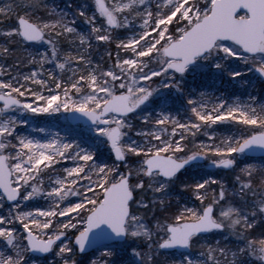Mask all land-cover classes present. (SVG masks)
<instances>
[{
	"label": "snow or ice",
	"instance_id": "6c2138e0",
	"mask_svg": "<svg viewBox=\"0 0 264 264\" xmlns=\"http://www.w3.org/2000/svg\"><path fill=\"white\" fill-rule=\"evenodd\" d=\"M0 18L13 21L0 27V264H32L35 254L54 264H161L175 252L173 264H264V95L193 98L187 88L197 73L264 83V0H92L71 18L44 0H8ZM94 42L115 46L106 69L90 58ZM162 89L186 102V119L167 104L148 111ZM64 113L90 123L65 136L23 134L29 116ZM218 125L229 134L209 132ZM200 134L207 141L197 144ZM205 160L239 187L197 180ZM38 197L47 209L29 210ZM223 232L240 243L205 241Z\"/></svg>",
	"mask_w": 264,
	"mask_h": 264
},
{
	"label": "rangeland",
	"instance_id": "374dc122",
	"mask_svg": "<svg viewBox=\"0 0 264 264\" xmlns=\"http://www.w3.org/2000/svg\"><path fill=\"white\" fill-rule=\"evenodd\" d=\"M8 0H0V6L7 3ZM88 3L91 5L92 0H44V4H46L48 10L55 9L57 12H64L69 15V18H71L75 12L76 9H78L83 4ZM91 12V9L89 10V14ZM40 15H44V9L41 8ZM2 20L0 22V27L6 26L11 24L12 22H7L6 18H0ZM77 26L78 28L83 31L87 32L88 25L83 22L82 19L77 20ZM62 49L67 50V45H61ZM107 45H105L103 42L96 43L94 42L93 49L91 51V59L93 63H98L99 55H105L108 56V50ZM114 50L115 46L113 44ZM104 48V49H102ZM38 49L40 52L47 50V45H36L33 50ZM100 50V53L97 57V59L94 58L95 53ZM123 55V54H122ZM115 56V54H114ZM113 56V58H114ZM11 63V61H9ZM103 63V61H101ZM98 63L102 69H106L109 66H111L110 63ZM47 67H51V65H48ZM240 70L246 71L244 66L241 64L239 65ZM28 68H21V71H28ZM250 78V82L248 84H241L238 82H228L226 79L225 81H221V79L214 78L211 76V74L207 73H197L195 75H190L187 79V88L190 90L193 94V98H196L199 96L201 92L205 93H213L214 95H225L229 98H235L236 96H239L243 99H247L248 93H253L257 96L264 95V83H261V81L257 80L255 76H253L251 73L248 74ZM202 76H205V80ZM167 104L168 108L171 110L173 115L179 116L181 120L186 119L188 115H190L189 112H187V105L184 100H179V97L174 92L162 89L161 94L155 97V101L152 104L151 107H149L148 111H152L154 114L156 111H159L162 105ZM66 114H54V115H43L38 117L29 116V125L27 128L23 129V134H30L32 136H35L37 139H41L44 137L51 138L52 135L59 132L61 136L65 135H71L70 129L78 128V129H86L87 126H82L81 124H70L66 118ZM143 115V113L141 114ZM138 120L134 121V124L136 127H140V124L137 122ZM137 122V123H136ZM44 128L45 132H37L33 131L35 128ZM215 131L218 138H223L225 135L229 134V128L226 125H218L214 127V129H210L209 132ZM201 141H207V137L200 134L196 137L195 142L199 144ZM95 150L101 154V159L106 160L107 159V149L104 145H95ZM135 158H130V164L131 166H135L132 161H134ZM261 159H251V162L254 164H260ZM210 161L205 160L204 163L199 164L195 169L192 170L193 174L195 175V178L197 180L203 178H214L217 180L222 181L225 186L228 188L229 193L232 192L233 187L238 188L239 185L236 184L234 175L230 170H206L205 164ZM70 166V164H69ZM61 167V166H58ZM238 171V170H237ZM216 187V186H213ZM179 195V193H177ZM152 196L151 192H148L145 194L146 198H150ZM184 199H189L187 196H184ZM238 200V197L236 198ZM49 205V202L42 198L38 197L34 201L29 202V210H36L39 209H47ZM141 215H145L144 211L141 210ZM149 219H151V213L146 214ZM220 241V245L225 248H235V246L240 243L236 241L230 234L227 232H223L221 234L212 233L207 236H205V241L207 244L215 245L216 241ZM128 245H133V241L129 239L127 241ZM134 246V245H133ZM200 248L196 247L192 250V257L194 259H203V257H200ZM98 255V254H97ZM95 258V257H93ZM128 258L125 257V260ZM181 259V254L179 252L171 253V254H161L159 257V260L161 261V264H173V261H178ZM58 260V257L53 256L49 254L46 257L39 258L36 256L32 257V264H54L55 261Z\"/></svg>",
	"mask_w": 264,
	"mask_h": 264
},
{
	"label": "water",
	"instance_id": "95a60500",
	"mask_svg": "<svg viewBox=\"0 0 264 264\" xmlns=\"http://www.w3.org/2000/svg\"><path fill=\"white\" fill-rule=\"evenodd\" d=\"M73 117H77L78 119H74ZM67 119L73 124L82 123L83 125H88L90 123V122L86 121V118L79 116L78 113L77 114L68 113L67 114ZM259 156H261V154L259 153V151H257V153H255V155L252 156V157H259ZM207 167L208 168H213L215 166L211 165V163H210V164L207 165ZM89 252H91V250H89ZM35 255L36 256H44V255H41V254H35Z\"/></svg>",
	"mask_w": 264,
	"mask_h": 264
},
{
	"label": "trees",
	"instance_id": "16d2710c",
	"mask_svg": "<svg viewBox=\"0 0 264 264\" xmlns=\"http://www.w3.org/2000/svg\"><path fill=\"white\" fill-rule=\"evenodd\" d=\"M2 20H0V22H1ZM6 21L7 22H13V21H9L8 19H6ZM108 47V48H107ZM107 47H105V48H107V50L108 51H111L112 52V54H113V56H114V54H115V51L116 50H114V47H113V45H107ZM102 49H104V48H102ZM99 53H100V50L98 49V51L95 53V56H94V58L95 59H97V57H98V55H99ZM99 59L100 60H98V63H101V61H103V63H110V64H112L113 63V59H110L108 56H105V55H99ZM103 63H101V64H103ZM208 74V73H207ZM209 75V74H208ZM203 77V79L205 80V76H202ZM225 81V79H221V81ZM227 80V79H226ZM179 100L181 101L182 99H180L179 98ZM138 123H139V120L137 121ZM136 122V123H137ZM140 124V123H139Z\"/></svg>",
	"mask_w": 264,
	"mask_h": 264
},
{
	"label": "flooded vegetation",
	"instance_id": "af4514ba",
	"mask_svg": "<svg viewBox=\"0 0 264 264\" xmlns=\"http://www.w3.org/2000/svg\"><path fill=\"white\" fill-rule=\"evenodd\" d=\"M251 159H259V158H251ZM204 162H205V161H201L200 164H202V163H204ZM208 163H209V162H208ZM208 163L205 164V169H206V170H217V169L220 170V169H221V168H217V167L212 168V169H211V168H210V169H209V168L207 169L206 165H207ZM217 234H221V233H217ZM208 235H209V234H208Z\"/></svg>",
	"mask_w": 264,
	"mask_h": 264
}]
</instances>
